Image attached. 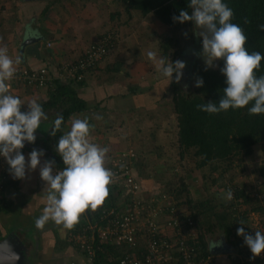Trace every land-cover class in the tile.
<instances>
[{
    "label": "crops",
    "instance_id": "crops-1",
    "mask_svg": "<svg viewBox=\"0 0 264 264\" xmlns=\"http://www.w3.org/2000/svg\"><path fill=\"white\" fill-rule=\"evenodd\" d=\"M6 1L8 3V0H0V48H7V54L14 61L15 70L46 67L52 75L59 78L63 72V65L79 59L92 42L107 33L115 37L113 48L105 60L94 71L88 73L80 86H75L80 96L87 102L88 108L71 116L64 133L70 130L72 119L87 118L93 125L88 136L89 141L100 147L109 148L105 166L115 154L134 150L133 148L122 150L125 147L120 146L119 143L125 135L132 139L142 133L141 127L130 130L128 124L136 121L135 114L144 105L150 106L151 111L148 109L149 117L144 118L142 125L150 128V133L152 129L154 131L156 124L163 125L166 127L163 132L166 133L168 130L169 133L168 121L165 118L163 121H157L156 117H160L158 106L167 92L171 91L173 100V91L169 84L163 89L164 91H161L164 87L160 88L161 85H166L165 82L170 83V79L166 77L160 79L162 75H159L161 73L157 71L155 63L149 59L147 53L152 51L156 53L157 59L164 58L161 41L165 42L167 39L175 41V33L170 31L167 25L159 22L153 13L143 15L136 10L128 12L127 4L122 0H27L21 2H25L21 6L26 14L22 18L20 10L15 7L16 3L13 6L9 3L8 7ZM147 20L149 23L154 20V25H159V28H163L164 25L167 38H163L159 29L157 33L147 37L144 32H155L146 23ZM177 40L178 47H184L182 41ZM169 52L170 49L167 50V54ZM186 54H190L188 50L178 51L177 55L184 56L181 57L182 61L192 60L190 57H185ZM17 60L19 62L15 63ZM183 72L184 81L185 71ZM149 78L157 81L155 83L158 85L155 88L148 81ZM66 81L69 80L64 82ZM8 94L18 96L24 103L21 111L27 112V103L32 100L38 103L46 101L50 90L18 84L14 85ZM172 114L175 119L173 126L176 124L178 130L174 108ZM150 117H154L153 120ZM136 122L137 125L140 124ZM49 129L50 123L49 127L45 128V135L40 132L41 140L36 136L38 141L36 145L42 141L43 146ZM157 131H160V128ZM26 146L28 149L21 150L26 161L33 149L44 152L41 166L51 160L44 148ZM249 158L254 167L251 175L246 174L245 183L240 184L254 190L264 181V175L260 170V164L264 159V143L255 145L253 154ZM138 162H140L139 155L136 163ZM136 163L134 167L137 173ZM59 168L54 164L53 175ZM232 172L234 173L235 170L233 169ZM137 175L139 177L138 173ZM45 186L39 167L35 171L29 170L25 179L18 180L13 177L8 179L0 194V241L10 235L19 240L16 248L9 247L16 251L19 257L18 263H86L84 254L69 241V235L74 228L83 227L89 222L90 218L86 212L81 214L78 223L71 230H65L63 234L62 226H57L52 221H49L43 229L35 227V220L42 214L47 203L46 193L43 192ZM255 218L256 216L250 215L251 220L255 221ZM233 254V250L213 252V264H237Z\"/></svg>",
    "mask_w": 264,
    "mask_h": 264
},
{
    "label": "clouds",
    "instance_id": "clouds-1",
    "mask_svg": "<svg viewBox=\"0 0 264 264\" xmlns=\"http://www.w3.org/2000/svg\"><path fill=\"white\" fill-rule=\"evenodd\" d=\"M189 11L181 10L173 20L179 23L192 22L198 37H202V56L208 67H214L217 60H223L220 69L226 77L227 87L222 90L218 102L208 101L196 105L198 111L219 114L229 109L247 107L250 115L264 114V76L255 73L264 60L258 51L246 49L247 36L244 30L233 23L234 11L224 0H189ZM244 23H250L245 19ZM264 31V24L258 25ZM147 56L155 63L157 71L164 77L179 83L183 77L185 62H175L163 57L157 59L156 53L149 51ZM19 61H15L18 63ZM14 61L7 54V48H0V156L9 165V173L14 179L26 178L29 170L40 168L41 179L46 183V206L35 220V227L43 229L52 221L61 227L62 234L71 230L88 208L95 210L102 205L109 195L108 186L113 173L105 167L108 147H100L88 139L93 127L87 118L72 119L70 130L60 136L55 146L56 153L62 157L65 167L53 175L54 160L46 161L41 166L42 150L33 149L29 158L21 151L25 142L34 144L36 131L43 121L48 120L40 103L32 100L27 103L28 111L22 112L24 105L18 96L9 93L8 81L14 76ZM203 78L195 80V87H203ZM185 88L188 85L184 86ZM249 105H251L249 107ZM100 119V117H96ZM63 115L54 120V130L61 128ZM223 199L230 201L234 197L231 189L222 193ZM245 225L243 220L239 221ZM237 234L244 238V243L252 253V259L264 253V232L257 230L255 235L245 232L244 227L237 229ZM213 241L212 248L220 244ZM19 257L11 253L7 245L0 246V264H12Z\"/></svg>",
    "mask_w": 264,
    "mask_h": 264
},
{
    "label": "trees",
    "instance_id": "trees-1",
    "mask_svg": "<svg viewBox=\"0 0 264 264\" xmlns=\"http://www.w3.org/2000/svg\"><path fill=\"white\" fill-rule=\"evenodd\" d=\"M127 4L128 12L136 10L143 15L153 13L163 24L167 25L170 31L174 32L183 28H194L192 22L179 23L173 20V16H178L180 11L189 9V0H122ZM226 4L234 11L233 23L238 24L247 36L246 49L251 53L258 51L264 56V31H260L258 25L264 24V0H224ZM245 19L250 23H244ZM108 33L101 36L103 39ZM115 38V37H114ZM112 38V42L116 41ZM175 41L171 39L162 43L164 58L168 59L167 50L170 45L178 46V38L175 33ZM99 40V39H98ZM97 40V41H98ZM174 41V42H173ZM178 51H174L177 55ZM224 66V61L219 60L218 67H208L206 64H197L193 69L194 84L197 78H203V87H195L190 91L183 89V80L175 82L170 80V87L173 91V108L177 114L178 120V145L180 155L184 158L190 155L195 159L197 169H209L213 175L214 184L228 176L229 182L224 188L231 189L234 197L230 201H222L220 205L214 200L204 199L194 202L186 197L190 204L192 217L198 222L201 234V241L204 253L209 255L211 251L210 237L214 229L222 230L224 239L227 243L234 245V232L242 226L239 221L243 220L245 224L251 223V213L264 214V181L259 187L249 189L236 184L234 169L235 160L249 157L253 154V148L257 144L264 143V114L250 115L248 108L229 109L227 112L219 114H208L198 111L196 105L204 104L208 101L218 102L221 99L222 90L227 87L226 77L220 69ZM94 71V70H93ZM92 72V71H91ZM184 73V72H183ZM256 76H264V60L261 61ZM85 80L76 81L74 79L64 82L61 79L55 80V88L50 91L49 98L46 101L39 102L48 116L50 123L49 134L45 137L43 148L51 160L55 161L57 167L64 168L62 157L55 151V146L67 122L74 113L87 110V102L80 96L76 85H81ZM251 105H249L250 107ZM58 115H63L64 123L59 130H54V120ZM35 143H38L36 140ZM34 143V144H35ZM26 146L22 149L26 150ZM137 161V160H136ZM239 163V161H237ZM139 165L140 162L136 163ZM260 170L264 175V159L260 165ZM235 181V183H233ZM232 182V183H231ZM109 195L103 202L104 205L95 210L89 209V218L93 219L97 213L103 209L122 205L120 201V186L111 184L108 186ZM165 193L170 194L176 200L178 207L183 208L181 199L183 191L177 188H165ZM263 197V198H261ZM181 200V201H180ZM119 253L121 252L118 250ZM117 252L112 245L105 249L103 253H98L97 263L103 264L107 253Z\"/></svg>",
    "mask_w": 264,
    "mask_h": 264
},
{
    "label": "built area",
    "instance_id": "built-area-1",
    "mask_svg": "<svg viewBox=\"0 0 264 264\" xmlns=\"http://www.w3.org/2000/svg\"><path fill=\"white\" fill-rule=\"evenodd\" d=\"M112 38L109 34L92 42L79 59L63 65L59 78L46 67L15 70L13 78L7 82L9 90L21 84L52 91L56 79L84 80L105 60L114 45ZM137 158L134 150L118 153L105 166L113 173L109 185L116 184L121 188L119 199L122 205L103 209L85 226L71 231L69 241L84 254V264H99L98 253H103L111 245L117 252L107 253L103 264H213L212 253H204L202 232L191 212L184 214V208L178 207L172 195L147 190L135 171ZM10 177L9 165L0 156V194ZM251 215L256 216L257 221L263 219V225L254 227L252 220L240 227L253 236L257 230L264 232V215H261L263 218L260 213ZM237 229L233 235L234 245L227 243L234 251L235 262L264 264V253L252 259V253L244 238L237 234Z\"/></svg>",
    "mask_w": 264,
    "mask_h": 264
},
{
    "label": "rangeland",
    "instance_id": "rangeland-1",
    "mask_svg": "<svg viewBox=\"0 0 264 264\" xmlns=\"http://www.w3.org/2000/svg\"><path fill=\"white\" fill-rule=\"evenodd\" d=\"M23 1L27 0H8L5 2L10 6L14 5L16 3V9L20 10V15L22 18L26 16L23 5L24 3H21ZM22 5V6H21ZM22 7V8H21ZM138 12V11H136ZM140 13V12H139ZM155 16V15H154ZM156 17V16H155ZM159 22H161L159 20ZM148 25H150L153 28V31L155 32H144L147 37L150 35H154L158 32V29L160 31V34H163V38H167L164 33V25L163 28L159 25H154V20H152L151 23L146 21ZM162 23V22H161ZM171 29V28H170ZM169 29V30H170ZM198 29H195V26L193 29L190 28H183L179 29L178 31H175L177 38L182 41L184 44V47H178L177 45L174 46L170 45V52L168 53V59L175 62L177 60H181V56L174 55V51H182V50H188L190 54H186L185 57H190L192 60L185 62L186 67L184 69L185 71V77L183 81V89L186 91H190L193 89L194 86V79H193V69L194 66L197 64H205V61L202 56L198 55L202 52V37H198L196 35V32H198ZM164 40L161 41L163 43ZM113 46L110 49V52L112 50ZM162 48V46H161ZM109 52V53H110ZM219 66V60L215 62L214 67ZM162 75V74H159ZM163 75L160 79H163ZM65 81V79H63ZM149 82H151L152 87L155 88L158 84L155 83L154 79L151 80L148 79ZM160 81V80H159ZM162 81V80H161ZM166 85H161V87H164L161 89V91H164L165 87H167V84L170 85V83L165 82ZM188 85L187 88L184 86ZM168 90V89H166ZM170 93L167 92L166 95L163 96L162 100L160 101V105L158 106L160 109V117H156L157 121H163L164 118L168 121V130L166 133L163 132V129L166 128L165 126L161 125L159 126L156 124L154 126V131L152 129V132L150 133V128H147L146 126L142 125L144 118L149 117L148 113L151 111L150 106L144 105L142 109L138 110L135 114V119L140 124L137 125L136 121H133V123L128 124V128L130 130L138 129L141 127L142 133L140 135L135 136L132 139L128 138V135H125L123 140H120L119 145L123 148L122 150H127L133 148L138 155L140 156V164H137V173L139 174V177L141 178V181L143 185L149 187L145 188L149 191H165V188H177L183 191L182 197H180L181 206L184 208L183 213L186 214L189 209L190 204L187 202L188 198H191L194 202L204 200V199H210L216 201L218 205L225 199L222 197V193L227 191V188H224L225 185L229 182L228 176H232V174H228V176H225L221 178L218 181V184H214L213 182V175L214 177H217V174H211L209 172V169H197L196 168V162L195 159L190 156L186 155V157L181 158L179 155V149L177 144V133L178 130L176 128L175 119L172 114L173 111V105L171 103L172 96ZM155 107V106H154ZM149 109V111H148ZM142 117V118H141ZM141 118V120H140ZM154 118V117H153ZM153 118L150 117V119L153 120ZM170 123V124H169ZM159 126V127H158ZM49 127V123L43 121L40 125V128L36 131L37 134L45 135L44 132H46L45 128ZM158 128H160V131H157ZM140 129V128H139ZM126 139V141H124ZM242 159L235 160V172L233 175L236 177V184L237 183H245L244 179L246 174L250 173L254 166H252L253 163H251V159L249 157ZM239 161V163L237 162ZM260 164V163H259ZM261 165V164H260ZM153 181V182H152ZM232 183V182H231ZM235 183V181L233 182ZM263 182L260 184L262 185ZM187 195V197H186ZM264 215V214H261ZM260 215V218H263ZM263 219H257L253 222L254 227H259L263 225ZM219 229H214V232L209 235L210 242L213 241H220L221 243L216 247H222L223 245L227 243L224 239L223 231ZM225 243V244H224ZM215 248V247H214Z\"/></svg>",
    "mask_w": 264,
    "mask_h": 264
},
{
    "label": "water",
    "instance_id": "water-1",
    "mask_svg": "<svg viewBox=\"0 0 264 264\" xmlns=\"http://www.w3.org/2000/svg\"><path fill=\"white\" fill-rule=\"evenodd\" d=\"M51 129V128H50ZM35 135L37 136V138H40L39 137V134L35 133ZM42 138H40L41 140ZM26 145L30 146V147H34V148H38V149H43V146H42V141L41 143H39V145L37 144H32V143H28V142H25ZM104 205V203L102 205H99L97 208H100ZM85 212L87 213V215H90L89 213V210H85ZM19 240H17V238H15L14 236L10 235L9 237H7L6 239H4L3 241H0V246H3V245H7L8 247H12V246H17L19 245ZM18 242V243H17ZM225 244V243H224ZM16 248V247H15ZM10 252L11 253H14L16 256H17V253L15 250L13 249H10ZM231 250V247L226 243L225 246L223 245L222 247H215L212 249V253H219V252H228ZM12 264H23L22 262L21 263H18L17 260L13 261Z\"/></svg>",
    "mask_w": 264,
    "mask_h": 264
}]
</instances>
